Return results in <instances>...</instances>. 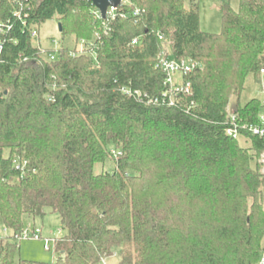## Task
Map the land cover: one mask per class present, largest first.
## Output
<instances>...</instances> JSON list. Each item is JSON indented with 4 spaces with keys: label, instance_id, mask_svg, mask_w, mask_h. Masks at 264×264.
Returning <instances> with one entry per match:
<instances>
[{
    "label": "trees",
    "instance_id": "1",
    "mask_svg": "<svg viewBox=\"0 0 264 264\" xmlns=\"http://www.w3.org/2000/svg\"><path fill=\"white\" fill-rule=\"evenodd\" d=\"M117 9L103 19L89 0H0V214L12 231L0 264L14 263L25 218L49 213L66 232L49 264H100L118 250L117 264H259L264 138L243 127L261 124L264 104L234 111L248 148L227 130L231 98L263 78L264 0L237 11L223 0L217 34L201 30L198 0ZM53 19L83 54L63 48L51 61L34 46ZM160 57L200 65L173 105ZM109 160L115 169L96 174Z\"/></svg>",
    "mask_w": 264,
    "mask_h": 264
},
{
    "label": "rangeland",
    "instance_id": "2",
    "mask_svg": "<svg viewBox=\"0 0 264 264\" xmlns=\"http://www.w3.org/2000/svg\"><path fill=\"white\" fill-rule=\"evenodd\" d=\"M229 2L232 8L237 11L239 9V0H224ZM126 2V1H125ZM199 2V13H200V27L201 30L208 33L217 34L222 29V12L220 5L223 0H198ZM59 22L53 19L47 21L38 29V39L34 40V46H40L42 50L49 53H57L63 48H69L74 50L77 48V52L73 55L83 54L81 53L78 44H75V36L63 35L60 32ZM262 75V71H261ZM263 76V75H262ZM252 99L260 100L264 104V77L261 78V82L257 83L253 77L249 76L245 83V89L240 95V98L236 96L231 98L228 105L230 111H235L237 105L245 106ZM241 145L248 148L250 142L246 138H239ZM264 154L260 156V163L263 165L262 160ZM112 172L115 169V165L112 160L106 163L105 167L97 165L95 167V173H101V170ZM262 171L264 172V165ZM26 229L32 230L33 228L41 230L43 239H22L19 242V251L14 258L13 264H21V260H26L29 264H49L57 260L59 257L58 253L54 251V245H51V250H47L45 247L44 239H60L66 235L61 225V219L57 213H49L43 218L33 219L31 217L25 218ZM12 235V231L6 230L3 224V220L0 214V238H6ZM119 250L111 258L105 259L100 264H117L119 261Z\"/></svg>",
    "mask_w": 264,
    "mask_h": 264
},
{
    "label": "built area",
    "instance_id": "3",
    "mask_svg": "<svg viewBox=\"0 0 264 264\" xmlns=\"http://www.w3.org/2000/svg\"><path fill=\"white\" fill-rule=\"evenodd\" d=\"M122 2H124V0H122ZM117 7L116 8H109L107 11V17L114 19L117 16ZM140 14V11L138 9H136L133 13L134 16H137ZM124 18H127V16H123ZM38 30H34L32 33V39L33 40H37L38 39ZM160 39H163V37H160ZM137 41L135 40L133 42V44H136ZM80 47H82V49H80L81 53L84 51V47L85 44L84 42H81ZM41 50L42 48L40 46H38ZM43 54H46V52L44 50H42ZM58 53V52H57ZM57 53H49V59L51 61L56 60L57 58ZM200 65H198V63L194 62V61H188V60H182L180 62L172 60L170 58L167 57H160L159 58V63H158V67H160V69H162V71L165 74V79H166V84L169 86V91L168 94L170 96V105H173L174 100H175V96L186 92L189 93L190 90V84H185V83H178L179 80H181L183 82V77L192 73L193 71H195L196 68H198ZM262 75L264 77V69L262 70ZM167 95V94H166ZM165 95V96H166ZM229 110V109H228ZM229 114L231 116V120L233 123V127L228 128L227 130V135L230 137H233L234 139H239L241 138V134H240V130L237 128L236 125H234L235 122V116H234V112L229 110ZM243 129L248 130L249 133H251L254 136H258L260 138H264V115L261 116V124L257 125V126H245L243 127ZM264 157V156H263ZM262 163L264 165V158L262 160ZM19 168V166H18ZM17 238L21 241L22 239H43L42 235H41V230L33 228L32 230L26 229L21 235H18ZM45 241V247L47 250H51V245H54L55 248V244L57 239H44ZM259 264H264V253L261 257V260L259 262Z\"/></svg>",
    "mask_w": 264,
    "mask_h": 264
},
{
    "label": "water",
    "instance_id": "4",
    "mask_svg": "<svg viewBox=\"0 0 264 264\" xmlns=\"http://www.w3.org/2000/svg\"><path fill=\"white\" fill-rule=\"evenodd\" d=\"M100 12L103 19L107 16L109 8H116L122 4V0H89ZM60 32L63 31L62 25L59 24Z\"/></svg>",
    "mask_w": 264,
    "mask_h": 264
}]
</instances>
